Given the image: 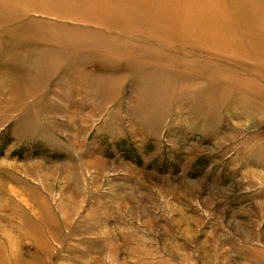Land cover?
Returning <instances> with one entry per match:
<instances>
[{
	"label": "rangeland",
	"instance_id": "obj_1",
	"mask_svg": "<svg viewBox=\"0 0 264 264\" xmlns=\"http://www.w3.org/2000/svg\"><path fill=\"white\" fill-rule=\"evenodd\" d=\"M1 190L8 264H264V0H0Z\"/></svg>",
	"mask_w": 264,
	"mask_h": 264
},
{
	"label": "bare ground",
	"instance_id": "obj_2",
	"mask_svg": "<svg viewBox=\"0 0 264 264\" xmlns=\"http://www.w3.org/2000/svg\"><path fill=\"white\" fill-rule=\"evenodd\" d=\"M2 190L0 191V211L7 209L8 199H3ZM10 201V200H9ZM6 208V209H5ZM7 222L8 225L3 223ZM23 221L18 209L13 210L10 218L5 220L0 218V260L8 261L18 258L19 239L23 240Z\"/></svg>",
	"mask_w": 264,
	"mask_h": 264
}]
</instances>
